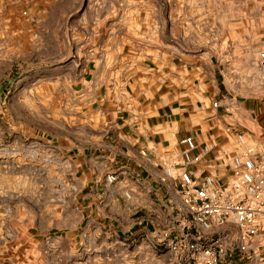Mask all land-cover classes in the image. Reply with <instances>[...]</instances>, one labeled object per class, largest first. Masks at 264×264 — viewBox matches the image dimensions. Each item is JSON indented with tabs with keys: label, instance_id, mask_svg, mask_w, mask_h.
<instances>
[{
	"label": "rangeland",
	"instance_id": "374dc122",
	"mask_svg": "<svg viewBox=\"0 0 264 264\" xmlns=\"http://www.w3.org/2000/svg\"><path fill=\"white\" fill-rule=\"evenodd\" d=\"M244 20L264 39V0H0V253L68 207L69 145L101 144L95 94L142 60L216 48L225 64ZM139 208L93 245L43 239L44 264H181L162 239L183 222L173 202Z\"/></svg>",
	"mask_w": 264,
	"mask_h": 264
},
{
	"label": "crops",
	"instance_id": "0c3cea01",
	"mask_svg": "<svg viewBox=\"0 0 264 264\" xmlns=\"http://www.w3.org/2000/svg\"><path fill=\"white\" fill-rule=\"evenodd\" d=\"M248 24L238 22L225 64L216 48L142 60L117 85L93 95L95 106L88 109L102 125L101 144L69 145L68 207L45 227L23 230L24 243L0 253V262L44 264L43 239L93 245L116 218L136 228L144 217L138 212L142 202H168L161 162L178 159L184 136L210 147L199 164L204 168L217 164L221 151L234 150L236 132L264 147V79L257 64L264 39H254ZM260 29L263 35V23ZM107 172L116 173L115 182L104 181Z\"/></svg>",
	"mask_w": 264,
	"mask_h": 264
},
{
	"label": "built area",
	"instance_id": "2783aa9c",
	"mask_svg": "<svg viewBox=\"0 0 264 264\" xmlns=\"http://www.w3.org/2000/svg\"><path fill=\"white\" fill-rule=\"evenodd\" d=\"M257 64L264 79V49ZM233 137L234 150L221 151L209 167L199 164L210 147L189 135L180 139L175 162H161L159 181L183 220L178 233L168 228L162 239L181 264H264V147L242 132ZM116 179L114 172L104 175L106 183Z\"/></svg>",
	"mask_w": 264,
	"mask_h": 264
}]
</instances>
